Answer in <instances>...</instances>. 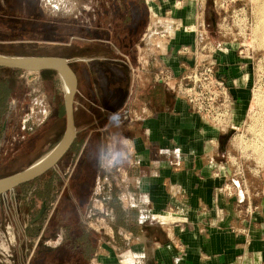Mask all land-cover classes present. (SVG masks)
Segmentation results:
<instances>
[{
  "label": "crops",
  "instance_id": "obj_1",
  "mask_svg": "<svg viewBox=\"0 0 264 264\" xmlns=\"http://www.w3.org/2000/svg\"><path fill=\"white\" fill-rule=\"evenodd\" d=\"M200 1L203 4L206 0ZM151 6L150 23L141 37L145 54L136 76L134 66H129L128 60L123 62L129 79L122 85L121 97L112 96L116 91L113 86L106 89L110 97H101L99 72L93 79L92 72L84 68L81 77L82 72L75 68L83 86L74 99V118L88 103L93 117L106 119L103 127L94 130L106 133L105 140L95 142V149L99 143L113 145L107 133H113L118 125V115L129 133L122 137L124 148L119 156L113 158L111 150L98 178H110V183L115 178L118 185L120 176V194L115 189L106 196L90 192L84 208L86 200L80 191L75 194L69 186H62L58 192L60 198L63 191V200L77 214L79 230L89 231L93 237V253L82 264H264V197L258 199V192L249 188L225 191L231 172L222 157V132L176 90L193 63L192 55L180 48H194L203 37V11L198 3L187 0L180 4L154 0ZM162 29L167 33L165 38L158 35ZM215 44L218 74L227 77L234 107L238 108L248 98L252 66L250 61L240 60L232 46ZM210 45L206 43L208 50ZM150 91L151 99L146 96ZM237 117L236 112L234 119ZM78 165L79 174L71 181L81 184L85 171L82 163ZM243 193H248L247 198ZM93 198L99 203L91 206ZM104 204L105 216L110 218L107 222L98 219L92 226L83 220L87 212H102ZM113 214L119 217L115 221ZM5 229L9 249L0 247V264H38L42 258L33 251L40 234L33 242L24 240L25 250L27 247L30 252L16 253V239L10 236L9 226ZM74 259L69 260L76 264L78 258ZM64 260L61 254L53 261L65 264Z\"/></svg>",
  "mask_w": 264,
  "mask_h": 264
},
{
  "label": "rangeland",
  "instance_id": "obj_2",
  "mask_svg": "<svg viewBox=\"0 0 264 264\" xmlns=\"http://www.w3.org/2000/svg\"><path fill=\"white\" fill-rule=\"evenodd\" d=\"M200 2L197 3L199 10L203 11V37L196 39V45L205 46L200 50L203 55L200 57L206 56L213 62L215 74L225 81L229 102L232 103L228 127L218 128L222 132V157L226 168H230L231 172L229 182L223 188L229 193L234 188L241 191L249 188L258 192V199L261 196L263 198L264 0ZM150 6L151 2L146 3L145 0H0V53L64 56L74 70L77 68L82 72L81 77L85 74V69L93 73V79H96V72H99L101 97H110L106 89L108 91L113 86L116 91L112 96L119 98L122 85L129 79L123 62L128 60L129 66H134L135 70H130L136 76L137 66L139 67L145 54L142 53L141 37L150 23ZM158 29H161L159 24ZM158 35L161 38L167 37L163 29ZM208 42L211 50L207 49ZM216 42L220 45L225 42L227 46H232L236 55L241 56L239 59L250 61L252 66L248 98L237 109L234 107L227 77L220 76L216 68L213 58ZM80 80L78 74V88L82 89ZM179 85L176 86L177 93L184 97ZM63 94L61 79L53 70L30 72L0 67V128L5 125L7 129L5 140L0 136V142H3L2 148L0 147V177L27 167L60 140L65 128ZM147 95L151 99L152 91ZM76 96H79L78 93L75 98ZM86 104L87 109L78 111L75 116L76 137L59 162L26 185L0 194L1 248L9 249L5 232L7 225L10 236L16 239L14 251L30 252L27 247L25 250L24 240L36 239L39 233L37 227L41 224L44 226L50 217L62 186L65 189L69 186L75 194L80 191L83 194L82 199L86 200L84 208L88 205L90 192L93 195L98 193L106 196L111 189H115L120 194V176H117L118 185H115V178L113 183H110V178L106 180L103 177L100 181L98 178L103 173L106 158L110 160L108 156L111 150L114 149L112 157L115 158L124 148L122 137L129 133L122 127L123 117L118 115V125L113 127V133H107L113 145L99 143V148L95 149V142L105 140L106 133L104 130H94L103 127L106 119L99 115L93 117L88 111L89 104ZM236 112L238 117L234 119ZM205 120L215 126L211 121ZM79 163H82L85 171V180L81 184L71 181L79 174ZM108 181L109 184H105ZM62 192L60 196H63ZM243 195L247 198L248 193ZM39 196L48 198L47 203L44 201L48 209L35 226V216L43 201ZM97 201L93 198L89 205L99 203ZM91 209L94 210L92 207ZM102 210L96 213L94 211V214L87 212V220H83L90 222L92 226L97 224L98 219L107 222L110 218L107 214L105 216V204ZM70 211L73 209L64 216L70 220L67 221L69 226L62 227L55 238L44 240L37 249L40 257L44 256L39 262L45 261L46 254L49 256L47 260L53 261L58 259L61 251L68 253L71 250L72 243L65 248H57L61 242L66 244L74 236L69 228L74 224V212ZM88 215H91L90 218ZM113 215L114 221L119 218L116 214ZM77 225L75 228L79 231L80 225ZM83 233V241L87 242L92 235L89 231ZM80 248L83 255L81 258L84 254L87 257L93 253L92 249L89 251L88 245Z\"/></svg>",
  "mask_w": 264,
  "mask_h": 264
},
{
  "label": "water",
  "instance_id": "obj_3",
  "mask_svg": "<svg viewBox=\"0 0 264 264\" xmlns=\"http://www.w3.org/2000/svg\"><path fill=\"white\" fill-rule=\"evenodd\" d=\"M0 67L30 72L53 70L58 73L64 87L63 101L65 110V128L60 140L42 157L27 167L0 177V194L12 190L21 184L30 182L55 166L76 137L74 118V99L78 90V76L69 60L58 55H10L0 53ZM45 210L42 207L37 218Z\"/></svg>",
  "mask_w": 264,
  "mask_h": 264
},
{
  "label": "built area",
  "instance_id": "obj_4",
  "mask_svg": "<svg viewBox=\"0 0 264 264\" xmlns=\"http://www.w3.org/2000/svg\"><path fill=\"white\" fill-rule=\"evenodd\" d=\"M154 0H145L150 3ZM183 0H175L180 4ZM196 1L200 0H187ZM205 46H182L180 51L185 54H192L193 63L189 70L182 77L179 87L182 94L191 107L200 113L205 119L211 121L217 128L224 129L229 124V111L232 103L229 102L228 89L225 81L216 76L214 64L206 56L200 57V50Z\"/></svg>",
  "mask_w": 264,
  "mask_h": 264
},
{
  "label": "trees",
  "instance_id": "obj_5",
  "mask_svg": "<svg viewBox=\"0 0 264 264\" xmlns=\"http://www.w3.org/2000/svg\"><path fill=\"white\" fill-rule=\"evenodd\" d=\"M27 183H24V184H21L20 186H18V187H21V186H24V185H26ZM18 187H16V188H18ZM15 188V189H16ZM47 193V192H46ZM48 193H50V190H49V192ZM52 193V192H51ZM54 193V192H53ZM63 193V192H62ZM40 198H41V201L43 200V201H46V203H47V197H41V196H39ZM64 201V202H63ZM62 203L64 204L65 203V199L63 200V196H61V198H58V200H57V202H56V204H55V208L53 209V211H52V213L50 214V217L46 220V223H45V225L44 226H42V224L39 226V227H37V228H39V233H38V235H39V237H38V235H36V237L35 238H37L38 237V241H37V243H36V245H35V249H34V254H36V255H40L38 252H37V249L39 248V246L41 245V243L44 241V240H46V239H49V238H55V236L57 235V233H59V231L61 230V228L62 227H66V226H69L68 224H67V221H70L69 219H65L64 218V216H65V214H66V212L67 211H69L70 209H73V207L71 206V205H69L70 203L69 202H66L65 203V208L64 207H62ZM73 213L74 211H70V213ZM74 215V224H71L72 226H70L69 228H70V230H72L73 231V234L72 235H74V236H72V239H70V241L68 242V243H66V244H64L63 242H61V244L57 247V248H59V249H61L62 247H66V246H68L69 244H71V250L70 251H68V253H65L64 251H61L62 253H60V254H64L65 255V260H64V263L65 264H73L72 262H71V260H75L74 258H78L77 259V261H76V264L77 263H80V264H82L85 260H87L88 259V256H90V255H87V257H85L86 256V254H84L85 256V258L83 257V258H81L83 255H82V253H81V251H80V247H86V245H88V248H89V251L93 248V243H92V237H89V240H87V242H85V241H83V235L82 234H84L83 233V231H78V230H76V225L79 223V220H78V216H77V214H73ZM39 220H36L33 224L35 225V226H37L36 224H37V222H38ZM71 222H72V220H71ZM89 236H90V234H89ZM34 239V238H33ZM32 239V240H33ZM31 240V241H32ZM33 242V241H32ZM73 243H75V244H73ZM82 244V245H81ZM30 245H31V243H30ZM75 249H77V250H75ZM72 251V252H71ZM67 252V251H66ZM47 255V254H46ZM45 255V261L44 262H42V263H47L48 262V255L46 256ZM44 257V256H43ZM42 257V258H43ZM67 257V258H66ZM69 259H71V260H69ZM61 260V259H60ZM55 261V260H54ZM49 262L50 264H57L58 263V261L57 262ZM36 263H38V264H41V262H39V261H37ZM59 263H60V261H59Z\"/></svg>",
  "mask_w": 264,
  "mask_h": 264
},
{
  "label": "flooded vegetation",
  "instance_id": "obj_6",
  "mask_svg": "<svg viewBox=\"0 0 264 264\" xmlns=\"http://www.w3.org/2000/svg\"><path fill=\"white\" fill-rule=\"evenodd\" d=\"M6 134H7V129H6L5 125H4L3 127L0 128V136H1L2 140H5ZM2 145H3V142H0V147L1 148H2ZM40 204H41L40 210L37 212V214L35 216L36 220H40L44 216V214L46 213V211L48 209L47 205H46V203L44 201H42ZM43 206H45V210H44L43 214L39 218H37V216H38V214L41 211Z\"/></svg>",
  "mask_w": 264,
  "mask_h": 264
}]
</instances>
